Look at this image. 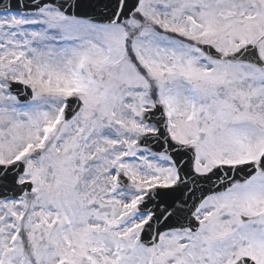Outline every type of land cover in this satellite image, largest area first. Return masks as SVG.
<instances>
[{
    "label": "snow or ice",
    "instance_id": "6c2138e0",
    "mask_svg": "<svg viewBox=\"0 0 264 264\" xmlns=\"http://www.w3.org/2000/svg\"><path fill=\"white\" fill-rule=\"evenodd\" d=\"M0 264H264V0H0Z\"/></svg>",
    "mask_w": 264,
    "mask_h": 264
}]
</instances>
